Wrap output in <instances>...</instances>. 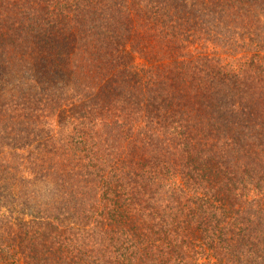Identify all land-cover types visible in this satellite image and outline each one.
Wrapping results in <instances>:
<instances>
[{"label":"trees","instance_id":"trees-1","mask_svg":"<svg viewBox=\"0 0 264 264\" xmlns=\"http://www.w3.org/2000/svg\"><path fill=\"white\" fill-rule=\"evenodd\" d=\"M0 264H264V0H0Z\"/></svg>","mask_w":264,"mask_h":264},{"label":"rangeland","instance_id":"rangeland-1","mask_svg":"<svg viewBox=\"0 0 264 264\" xmlns=\"http://www.w3.org/2000/svg\"><path fill=\"white\" fill-rule=\"evenodd\" d=\"M56 124V123H55ZM40 188V199L41 201H51V197L53 196L50 191H52L53 186L52 184H47L45 181H43L42 184L39 185Z\"/></svg>","mask_w":264,"mask_h":264}]
</instances>
